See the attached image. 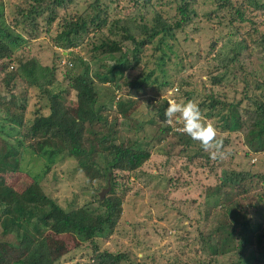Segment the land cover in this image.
Instances as JSON below:
<instances>
[{"label": "trees", "instance_id": "16d2710c", "mask_svg": "<svg viewBox=\"0 0 264 264\" xmlns=\"http://www.w3.org/2000/svg\"><path fill=\"white\" fill-rule=\"evenodd\" d=\"M75 1L24 0L10 15L5 14L0 2V85L3 90L0 92V172H20V162L27 151L43 159L48 171L51 167L48 163L71 158L73 151L83 155L85 141L90 139L85 135L92 136L88 142L104 147L103 165H93L96 173L92 179L95 180L88 183L93 192L91 199L67 210L47 196L35 180L19 181V186H9L0 180V218L20 203L31 208V211H18L26 223L35 217V224L29 229L32 233L22 231L17 245L6 240L16 226L9 224L0 232V264H59L67 253L63 236L73 237L76 249L82 246L85 249L83 261L75 264H138L141 261L143 256L139 259L134 250L142 252L148 246L142 248V237L133 224L123 225L126 230H132L128 233L135 237L131 239L132 246L121 252L103 249L104 241L98 237L106 231L112 234L119 226L123 201L132 191L125 185V174L137 173L150 159L153 146L145 137L132 138L140 136L142 128L140 122L131 119L136 108L134 103L117 100L114 94L108 96L107 103L100 102V86L107 85L113 92L125 86L129 88L131 99L137 94H147L151 87L156 88L153 93L159 97L172 91L171 98L177 102L182 99L198 104L203 120L215 126L225 150L233 145V137H239L245 148L244 157L264 153V0H206L214 7L205 13L207 20H215L231 37L230 50L224 44L213 56L220 59L218 67L223 73L209 72L211 92L206 95L198 94L188 81L179 77L181 75L170 80L164 67L171 62L174 52L171 46L160 47L168 40L174 41L177 33L194 23L198 15L195 5L202 0H132L133 10L127 13L118 11V0H78L83 5L80 10H76ZM53 27L55 35L51 33ZM42 29L44 34H50L52 56L56 57V62L53 60L50 65H43L38 57H28L30 43L41 36ZM155 42L152 49L160 55L154 64L165 75L158 79L151 70L131 79L129 74L143 64L147 49ZM75 49L78 51L74 52ZM79 50L86 52L89 59L80 56ZM63 52H67L65 57ZM63 59L66 62L61 67ZM253 59L258 61L259 70L251 68ZM92 62L98 65L95 72ZM184 69L181 68V73ZM237 84L241 85L244 95L239 100H236ZM224 85L234 89L232 97L213 91L214 86ZM32 90L37 92L42 104L31 113L29 122L27 107ZM72 94L76 106L73 109L67 106ZM162 99L163 106L157 109V114L164 121L168 99ZM113 108L114 122L104 114ZM240 109L245 111L243 116ZM98 125L100 131H95ZM172 130L173 127L165 123L161 131ZM173 135L187 138L185 146L176 154L187 161L186 165L183 163L181 177L189 165L197 163L198 167L209 168L210 174L216 172L219 177V184L213 187L186 179L182 182L193 189V194H197L204 205L202 228L194 245L201 258L194 264H217V258L225 256L219 247L221 230L215 218H237L239 211L248 207L246 199L253 200L252 196L256 200L252 207L260 219L247 222L253 234L252 242L243 243L240 227L231 222L226 223L224 229L237 254L234 264H264V175L227 169L218 173L223 161L211 159L210 153L198 142L178 130ZM174 148L171 145L161 153L169 160ZM167 172L164 168L156 174L142 173L144 188L157 190L156 195L166 210H171L175 223H182L193 212L195 201L169 199L164 194L165 186L173 183L171 188H176L174 180L176 184L182 180L167 177ZM104 187H109L110 191L101 199L99 192ZM257 188L261 189L260 193L253 192ZM139 190L133 194L141 193ZM221 190H234L236 199L222 202ZM181 236L180 242L187 244L189 237Z\"/></svg>", "mask_w": 264, "mask_h": 264}, {"label": "rangeland", "instance_id": "374dc122", "mask_svg": "<svg viewBox=\"0 0 264 264\" xmlns=\"http://www.w3.org/2000/svg\"><path fill=\"white\" fill-rule=\"evenodd\" d=\"M22 1L24 0H0L4 6L6 15L13 13L16 7H18L17 5ZM131 1L132 0H118V11L124 13L132 11L133 4ZM203 1L204 3H202ZM80 2L81 1L78 0L75 1L76 10H80L83 6ZM201 3L204 6H201ZM113 8L115 9L114 4ZM213 8L211 1L202 0L197 3L195 9L198 15L195 17L194 23L188 26L182 33H177V38L174 41L168 40L166 45L160 44V47L163 49H167L171 46V50L174 52L173 55H171V62L168 66L164 67L166 70L165 74L170 77V80H172L177 74L181 75L179 77H183L191 84L198 94L202 95L211 92L209 72H212L213 74L215 73V75H221V73H223L222 69L218 67V65H220V59H213V56L217 54L216 52L219 51L224 44H227L226 48L230 50L228 46L230 43L228 41L231 39L229 32L224 30L221 26H218L215 20L209 21L205 16V13H209ZM58 21L59 19H57L55 23ZM51 33L52 35H55V27L52 28ZM49 35L44 34V29H42L41 36L30 43V53L28 54V57H38V61H41L43 65H50L53 60H56V57L53 58L52 56V44ZM155 46L156 42L147 49L142 61L143 64L129 74L131 79L141 73H148L151 70H154V77H158V79L165 75L159 72L160 67L155 66L154 64L156 58L160 55L159 52H155L152 49ZM211 48H213V50H211ZM77 51L78 49L74 50V52ZM62 54L65 57L67 52H63ZM79 55L86 60L89 59V56L84 51L79 50ZM65 62L66 59H63L60 62V66L62 67ZM144 63L145 65H148L145 66ZM182 67L185 69L182 70L183 72L181 73ZM91 68L92 71L95 72L98 70V65L92 62ZM251 68L259 70L257 60L253 59ZM231 69L233 70V68ZM227 82L230 81L227 80ZM121 84H124L123 81ZM235 87L237 93L236 100L242 99L244 95L242 93L241 85L237 84ZM99 88L100 102L107 103L108 96L114 94L117 96V100L122 99V101H132L134 103L136 108L132 112L131 119L140 122L142 128L139 132L140 136H132V138L145 137L146 141L153 146L150 159L139 168V171L133 174H125L124 179L127 182L125 185L131 188L132 191L126 195L123 201V213L118 220L119 226L113 230L112 234L109 231H106L103 235L98 237L99 240L104 241L103 249L112 253L121 252V249H129V247L132 246L131 239L135 236L131 233L129 235L128 232H131L132 230H126L123 228V225L125 227L126 225L133 224L142 237V239H140V242L143 241L142 248L148 246L145 251L142 252L137 251L136 249L134 250L139 259L143 256L141 261L137 262L138 264H194L201 258L200 253L196 251L194 245L196 243L195 237L197 236L198 231L202 228L204 205L201 198L198 197L197 194H193V189L187 187L188 184L184 185L182 182L186 179L191 180L197 185L203 182L204 185L213 187L219 184V177L215 175L216 172L210 174L209 168L198 167V163L196 166L189 165L188 169L183 172V177H181V172L184 171L182 168L184 166L183 163L186 165L187 161L185 158L181 159V157L176 154L178 153V149L185 146L187 138L185 136L179 138L178 136L173 135L174 131L178 130L181 126L179 122L170 125L173 127L172 131H161L163 130L165 123L157 114V109L160 106H163L162 98L168 100L173 99L171 98L173 94L172 91H169L165 96L163 95L162 97H159L154 94L157 91L155 90L156 88L151 87L148 90L150 92L147 94L142 93L141 96L140 94H137L138 99L136 98L137 95L131 99L128 94L129 88L125 86H122L121 91L119 92L116 90L113 92V90L107 85L100 86ZM213 91L215 93L225 92L229 98L234 95V89L232 87L228 88V85L221 87L214 86ZM0 92H3L1 85ZM16 93L19 94L20 91H17ZM30 95H32V98L27 107V117L29 118L27 121L29 122L32 119L31 113L37 110L42 104L39 102L37 92L32 90ZM71 99V102L68 103L67 106L72 107L73 109L76 107L74 104V94L71 95ZM179 102L184 101L180 99ZM244 102L245 101H243L242 106L245 105ZM240 113L243 116L245 111L240 109ZM104 114L109 117L108 120L114 122L116 115L114 108L112 110H106ZM73 115L78 117L76 111H73ZM202 122L206 124L209 123L207 120H203ZM127 124L128 123H126L125 126ZM94 130L100 131L99 125L94 127ZM85 138H90L89 140H91L92 136L85 135ZM88 141H85L83 155L76 154L73 151V157L71 158L66 157L63 161L56 159L53 164L48 163L51 165V167L49 166L50 169L48 171H46L47 163L43 159H40L30 151H27L22 156L20 172L12 174L2 171L0 172V180L9 186H19V181H29L30 179L35 180L41 184L43 192L52 198L60 207L66 210L73 209L78 204L91 199L93 192L91 191V185L88 183L95 180L92 179L96 173L93 165H103L104 147H98L96 143ZM233 141V145L226 148L229 156L227 159L223 160L224 169L219 168L217 169V172L221 173L227 169L238 170L239 172H249L250 175H264V153L260 155L250 154L248 157H244L245 148L239 137H233ZM171 145H174L175 148L172 151L173 154L169 160H167V157L161 152H166ZM164 168H167L168 170L166 173L167 177H179L182 179L178 184H176L177 181L174 180L176 188H171V186H174L173 183L168 185V187L165 186V190L163 191L164 194L168 195L169 199H187L189 201H195L194 205L192 204V207H194L193 212L187 219H184L182 223H175L172 219L171 210L167 211L165 204L162 203V201L159 200L160 198L156 195V193H158L157 190H151V187L150 189L144 188L145 184L143 182L142 173L156 174ZM43 173L46 174L43 175ZM25 175L27 176L22 178ZM107 188H102L99 193ZM138 188H140L139 191L141 193L138 192L137 195H134V191ZM109 191L110 189L105 193L104 198ZM253 192L260 193L261 189L259 190V188H257ZM220 196L222 197V202L225 203L236 199L234 190L229 192L221 190ZM252 198L253 200L246 199L247 201L245 203L248 207L240 210V214L237 218L226 220L221 216L215 218L218 228L220 227L221 230L220 234H218L219 247L223 254H225L224 257L217 258V264H234L237 258V254L234 252V244L228 240V234L224 229L226 223L231 222L234 226L240 227L241 241L243 243L250 244L252 242L253 234L251 235V229L247 222L250 220L252 222H254V220H260L256 215L254 207H252L255 200L253 196ZM30 209L31 208L27 205L20 203L18 206L10 209L5 214L6 216L0 218V232L9 224L16 226V228L6 236V240L13 245L18 244V239L22 231L32 233L29 229L30 226L35 224V217L26 223V219L22 217V213H18V211H31ZM165 229L166 233H164ZM181 235H187L189 237V242L187 244L180 242L182 238ZM62 239L65 242L67 253L59 261V264H75L78 261H83L85 252L84 247L82 246L76 249L75 240L71 236H63ZM145 254L147 255L145 256Z\"/></svg>", "mask_w": 264, "mask_h": 264}, {"label": "clouds", "instance_id": "9594fccd", "mask_svg": "<svg viewBox=\"0 0 264 264\" xmlns=\"http://www.w3.org/2000/svg\"><path fill=\"white\" fill-rule=\"evenodd\" d=\"M167 104L164 123L172 125L179 122L181 126L178 131L198 142L203 150L210 153L211 159L223 161L228 158L229 153L218 138L217 129L211 123L202 122V113L195 101L177 102L170 99Z\"/></svg>", "mask_w": 264, "mask_h": 264}, {"label": "water", "instance_id": "95a60500", "mask_svg": "<svg viewBox=\"0 0 264 264\" xmlns=\"http://www.w3.org/2000/svg\"><path fill=\"white\" fill-rule=\"evenodd\" d=\"M109 189H110V188L108 187L106 190H103V191L100 193V198H101V199L104 198L105 193H106Z\"/></svg>", "mask_w": 264, "mask_h": 264}]
</instances>
